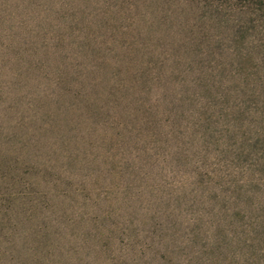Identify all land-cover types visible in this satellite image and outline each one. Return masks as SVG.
<instances>
[{"label": "trees", "instance_id": "16d2710c", "mask_svg": "<svg viewBox=\"0 0 264 264\" xmlns=\"http://www.w3.org/2000/svg\"><path fill=\"white\" fill-rule=\"evenodd\" d=\"M205 9L196 38L187 37L177 47L181 52L174 53L173 62L165 59L170 68L189 66L191 72L170 73L157 94L153 70L146 68L155 56L118 54L117 44L124 43L106 41L91 25L46 23L34 28L31 39L16 33L0 39L2 90L5 78L9 92L23 93L21 99L69 131L79 132L81 125L85 133L99 129L103 134L100 160L83 165L95 221L134 210L129 221L141 222L133 229L118 221L122 234L140 239L151 233L142 247L169 262L177 249L173 245L198 246L213 257L233 241L246 246L248 211L255 214L250 223L261 220L264 227V44L247 42L248 30L255 29L247 19L236 26L227 21L235 15L232 7ZM218 22L223 33L234 35L225 48L215 39ZM250 48L259 52L252 72L238 63V55L244 59ZM196 53L201 54L197 59ZM168 90L173 99L166 97ZM153 93L163 97L160 107L151 103ZM94 169L104 173V186L91 180L88 173ZM206 219L227 222L233 230L238 222L242 234L235 240L220 225L210 238L209 228L202 231ZM259 233L264 235V229ZM260 234L255 240L261 244Z\"/></svg>", "mask_w": 264, "mask_h": 264}, {"label": "rangeland", "instance_id": "374dc122", "mask_svg": "<svg viewBox=\"0 0 264 264\" xmlns=\"http://www.w3.org/2000/svg\"><path fill=\"white\" fill-rule=\"evenodd\" d=\"M216 6L232 7L235 15L226 20L236 26L247 19L249 27L255 26L248 30L247 42L253 46L264 44V0H0V39H13L15 33L31 39L35 37L34 28L46 23L91 25L100 31L94 34L102 35L106 41L124 43V47L117 44L118 54L145 59L155 56L152 60H156L146 68L153 70L152 89L157 94L170 80V73L191 72L189 66L172 69L169 64L175 60L174 53L181 52L176 49L187 37L196 38L197 21L205 8ZM223 26L218 22L213 27L220 48H225L226 41L234 36L223 33ZM231 51L237 57L236 45ZM245 52L244 59L238 55L239 65L246 71H255L254 58L259 52L252 48ZM199 55L192 57L197 59ZM1 81L5 89L0 88V264H233V256L237 264H264V242L255 240L264 227L261 220L250 223L255 214L250 216L249 211L246 246L233 241L219 249V257H213L210 250L198 246L185 249L173 245L177 249L172 262L163 261L160 254L153 257L152 248L144 250L142 244L151 233L140 235V239H127L122 234L120 221L131 224L133 229L134 222H141L129 221L134 210L95 221L96 215L89 209L91 185L89 189L83 186V165L100 160L103 134L99 129L85 133L87 128L81 125L79 132L69 131L39 107L21 99L23 93L9 92L5 78ZM155 94L151 95V103L160 107L163 97ZM166 97L172 98L173 93L168 90ZM80 132L82 135L77 134ZM88 174L104 186L103 172L94 169ZM238 224L235 231L227 222L206 219L202 231L209 228L213 238L219 226L224 225L227 234L236 240L242 234ZM152 258V262L147 261Z\"/></svg>", "mask_w": 264, "mask_h": 264}]
</instances>
